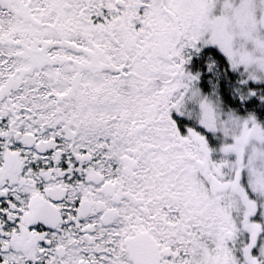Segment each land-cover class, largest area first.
I'll use <instances>...</instances> for the list:
<instances>
[{
  "label": "snow or ice",
  "instance_id": "obj_1",
  "mask_svg": "<svg viewBox=\"0 0 264 264\" xmlns=\"http://www.w3.org/2000/svg\"><path fill=\"white\" fill-rule=\"evenodd\" d=\"M0 264H264V0H0Z\"/></svg>",
  "mask_w": 264,
  "mask_h": 264
}]
</instances>
